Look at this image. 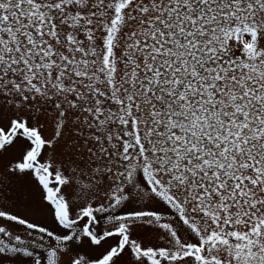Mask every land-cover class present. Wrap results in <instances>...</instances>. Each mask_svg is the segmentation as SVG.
Masks as SVG:
<instances>
[{
  "label": "snow or ice",
  "instance_id": "obj_1",
  "mask_svg": "<svg viewBox=\"0 0 264 264\" xmlns=\"http://www.w3.org/2000/svg\"><path fill=\"white\" fill-rule=\"evenodd\" d=\"M0 264H264V0H0Z\"/></svg>",
  "mask_w": 264,
  "mask_h": 264
}]
</instances>
